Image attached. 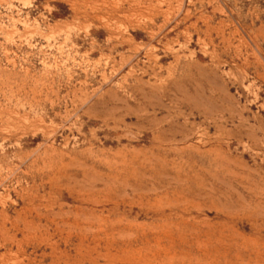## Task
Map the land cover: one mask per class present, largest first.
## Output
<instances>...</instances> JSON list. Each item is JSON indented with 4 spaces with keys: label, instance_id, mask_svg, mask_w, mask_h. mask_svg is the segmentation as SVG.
I'll use <instances>...</instances> for the list:
<instances>
[{
    "label": "rangeland",
    "instance_id": "374dc122",
    "mask_svg": "<svg viewBox=\"0 0 264 264\" xmlns=\"http://www.w3.org/2000/svg\"><path fill=\"white\" fill-rule=\"evenodd\" d=\"M0 264H264V0H0Z\"/></svg>",
    "mask_w": 264,
    "mask_h": 264
}]
</instances>
